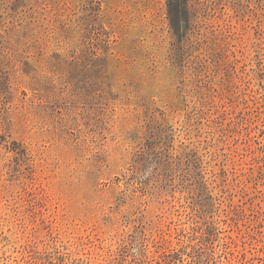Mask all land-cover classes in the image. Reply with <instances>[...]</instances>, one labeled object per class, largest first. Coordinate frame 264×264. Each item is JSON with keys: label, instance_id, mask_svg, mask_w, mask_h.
Instances as JSON below:
<instances>
[{"label": "rangeland", "instance_id": "1", "mask_svg": "<svg viewBox=\"0 0 264 264\" xmlns=\"http://www.w3.org/2000/svg\"><path fill=\"white\" fill-rule=\"evenodd\" d=\"M0 264H264V0H0Z\"/></svg>", "mask_w": 264, "mask_h": 264}]
</instances>
